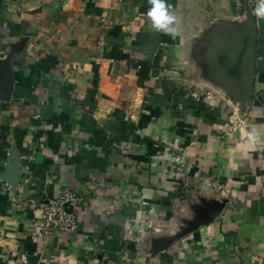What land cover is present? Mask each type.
I'll return each mask as SVG.
<instances>
[{
  "label": "crops",
  "instance_id": "obj_1",
  "mask_svg": "<svg viewBox=\"0 0 264 264\" xmlns=\"http://www.w3.org/2000/svg\"><path fill=\"white\" fill-rule=\"evenodd\" d=\"M165 4L0 0V264H264V20Z\"/></svg>",
  "mask_w": 264,
  "mask_h": 264
},
{
  "label": "built area",
  "instance_id": "obj_2",
  "mask_svg": "<svg viewBox=\"0 0 264 264\" xmlns=\"http://www.w3.org/2000/svg\"><path fill=\"white\" fill-rule=\"evenodd\" d=\"M237 8H246L253 16L257 26H260L264 17L255 15V8L259 0H230ZM80 199L68 189H63L58 198L44 200L41 203L43 214L42 228L45 233L66 232L74 233L78 229V216L70 211L67 202H77ZM20 264H32L30 257L21 255Z\"/></svg>",
  "mask_w": 264,
  "mask_h": 264
},
{
  "label": "clouds",
  "instance_id": "obj_3",
  "mask_svg": "<svg viewBox=\"0 0 264 264\" xmlns=\"http://www.w3.org/2000/svg\"><path fill=\"white\" fill-rule=\"evenodd\" d=\"M151 8L147 15L151 18L152 26L156 30H163L172 36L176 35V17L169 13L165 0H151ZM257 17H264V0H259L255 8Z\"/></svg>",
  "mask_w": 264,
  "mask_h": 264
},
{
  "label": "water",
  "instance_id": "obj_4",
  "mask_svg": "<svg viewBox=\"0 0 264 264\" xmlns=\"http://www.w3.org/2000/svg\"><path fill=\"white\" fill-rule=\"evenodd\" d=\"M254 48H255V43L252 40L247 49L246 66H245V73L249 78H252L253 76Z\"/></svg>",
  "mask_w": 264,
  "mask_h": 264
}]
</instances>
